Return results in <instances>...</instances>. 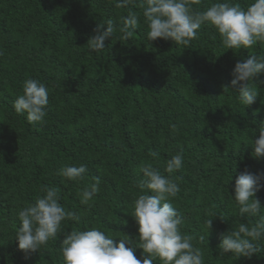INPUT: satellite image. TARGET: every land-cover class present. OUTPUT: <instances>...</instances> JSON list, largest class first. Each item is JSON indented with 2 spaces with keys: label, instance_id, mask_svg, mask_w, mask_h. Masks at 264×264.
Wrapping results in <instances>:
<instances>
[{
  "label": "trees",
  "instance_id": "1",
  "mask_svg": "<svg viewBox=\"0 0 264 264\" xmlns=\"http://www.w3.org/2000/svg\"><path fill=\"white\" fill-rule=\"evenodd\" d=\"M235 2L244 7L249 0ZM114 4L0 0V264H64L65 234L86 225L120 235L113 238L117 243L124 235L135 242L134 200L148 191L139 187L140 166L151 163L169 175L166 162L177 152H183L184 166L172 174L181 189L173 203L184 216L182 233L193 236L204 264H264V252L251 259L218 257L220 234L248 222L232 197L235 178L245 170L264 172V159H256L250 146L259 135L253 121H264V74L256 78L261 95L250 106L236 89L225 88L236 63L255 53L227 50L210 26H202L189 45L149 41L143 19L131 38L121 39L118 27L104 49L89 51L99 23L127 15ZM208 5L201 0L195 7ZM133 10L142 17L141 9ZM254 49L264 54V46ZM28 78L48 86L43 124H30L12 106ZM80 163L88 166L84 181L57 174L65 164ZM95 178L102 191L90 206L82 205L78 193ZM42 185L57 187L61 204L83 215L80 222L66 221L45 248L26 255L15 238L18 212L43 195ZM257 198L264 205V188ZM206 219L213 224L200 243ZM135 255L142 260L147 254L136 247Z\"/></svg>",
  "mask_w": 264,
  "mask_h": 264
},
{
  "label": "clouds",
  "instance_id": "2",
  "mask_svg": "<svg viewBox=\"0 0 264 264\" xmlns=\"http://www.w3.org/2000/svg\"><path fill=\"white\" fill-rule=\"evenodd\" d=\"M200 3L201 0H115L114 7L127 9V15L119 16L118 21L108 18L99 23L95 35L88 41L89 51L99 53L104 49L105 41L114 36L118 27L121 39L131 38L142 19L147 25L149 41L161 38L172 40L176 45H189L198 38L202 26H210L219 33L227 50L246 48L255 53L236 63L231 84L225 86L236 89L238 99L246 106L254 104L261 95L256 78L264 74V54H256L254 49L257 44L264 46V0H249L244 7L235 0H209L202 11L195 7ZM136 8L142 10V17L140 12L133 10ZM12 106L17 114H26L30 124H43L49 106L48 86L36 78L26 79L22 94L15 98ZM253 123L257 124L255 133L258 131L259 135L252 139V155L264 159V121ZM183 166V152L167 160L164 171L169 175L162 174L151 163L141 164L139 171L143 179L139 187L148 191L134 200L131 213L138 225V239L134 242L124 235L117 243L113 238L120 235L106 233L96 226L72 229L65 234L60 247L64 264H154L155 261L159 264H204L203 253L194 246L193 236L182 233L184 216L173 203L181 189L172 174ZM87 173V164L80 163L78 166L65 164L57 174L79 183L85 180ZM233 187L234 196H231L239 207V216L248 217V222H238L235 230L220 234L222 243L218 257L231 253L237 259H251L264 252V245L260 243L264 241V205L257 198V192L264 188V172L254 174L245 170L235 178ZM101 191V181L95 178L94 183L78 193L80 203L90 206ZM41 192L43 195L36 196L34 203L18 212L20 226L15 238L26 255L45 248L49 241L57 238L66 221L80 222L83 215L61 204L57 187L42 185ZM212 224L213 219L205 220L208 231L202 230L198 236L200 243L206 240ZM126 242L134 246L126 247ZM136 247L147 254L142 260L135 255Z\"/></svg>",
  "mask_w": 264,
  "mask_h": 264
}]
</instances>
